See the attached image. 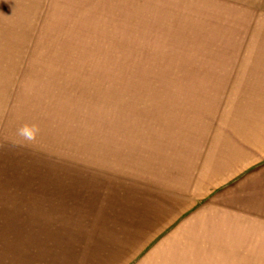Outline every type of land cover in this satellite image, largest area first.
Returning a JSON list of instances; mask_svg holds the SVG:
<instances>
[{
    "label": "rangeland",
    "instance_id": "rangeland-1",
    "mask_svg": "<svg viewBox=\"0 0 264 264\" xmlns=\"http://www.w3.org/2000/svg\"><path fill=\"white\" fill-rule=\"evenodd\" d=\"M0 264H264V0H0Z\"/></svg>",
    "mask_w": 264,
    "mask_h": 264
},
{
    "label": "clouds",
    "instance_id": "clouds-1",
    "mask_svg": "<svg viewBox=\"0 0 264 264\" xmlns=\"http://www.w3.org/2000/svg\"><path fill=\"white\" fill-rule=\"evenodd\" d=\"M39 129L35 125H24L18 129V136H20L24 142H34L36 140ZM23 146V145H16Z\"/></svg>",
    "mask_w": 264,
    "mask_h": 264
}]
</instances>
